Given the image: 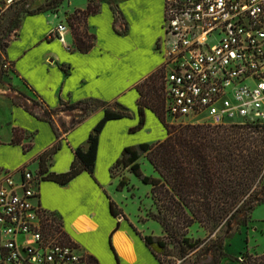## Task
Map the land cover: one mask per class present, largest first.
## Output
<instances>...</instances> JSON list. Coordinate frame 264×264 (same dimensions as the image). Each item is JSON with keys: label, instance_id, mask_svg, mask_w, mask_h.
<instances>
[{"label": "crops", "instance_id": "1", "mask_svg": "<svg viewBox=\"0 0 264 264\" xmlns=\"http://www.w3.org/2000/svg\"><path fill=\"white\" fill-rule=\"evenodd\" d=\"M117 1L116 21L111 4L105 1L100 3L98 13L87 18L96 39L86 53L69 49L73 44L69 30L63 33V40L58 37L55 29L62 22L60 12L42 11L22 17L17 34L6 47L13 69L9 81L16 91L0 88V179L7 170L25 168L36 174L39 155L58 140L61 145L49 159L48 170L67 171L73 150L88 147L89 134L104 115L103 109H97L71 127L80 110L59 112L54 116L60 132L57 137L48 121L14 104L12 98L18 92L41 102L38 105L25 99L26 105L40 114L46 108L59 107L60 99L73 103L94 97L125 105L131 117L108 120L98 136L93 176L83 171L64 185L40 180L38 195L32 201L59 216L74 245L85 257H95L99 264H161L138 233L157 235L161 229L148 233L135 224L134 216L122 205L126 196L117 188L119 180L112 175V167L124 147L153 143L167 136L165 127L150 109H145L143 127L129 132L139 120L136 84L163 65V52L157 43L164 35V0ZM87 3L88 0L75 9H83ZM65 11L73 12L68 8ZM14 128L24 134L21 143H11ZM23 144L30 147L24 150ZM111 201L121 210L118 216L111 213ZM251 218V228L242 226L227 240L224 250L229 256L220 264H244L241 257L247 250L264 252V242L260 246L261 242L249 237L252 229L264 234V217L253 219L252 213Z\"/></svg>", "mask_w": 264, "mask_h": 264}, {"label": "trees", "instance_id": "2", "mask_svg": "<svg viewBox=\"0 0 264 264\" xmlns=\"http://www.w3.org/2000/svg\"><path fill=\"white\" fill-rule=\"evenodd\" d=\"M111 8L116 21L117 6L111 5ZM99 9V3L88 0L85 8H77L66 15L73 38L70 50L86 53L95 45L96 36L90 32L87 18L98 13ZM45 10L42 7L26 9L22 6L13 11L6 25L0 17V33H4L0 36V66L3 71L7 70L3 67L5 63L13 70L6 56V47L11 39L5 40L4 36L17 34L23 16ZM114 28L116 29L115 25ZM135 87L139 92V120L129 132H136L143 127L145 109L153 111L167 131L163 140L124 147L112 167V175L114 168L127 167L142 183L151 186L154 210L149 213V217L159 223L164 235L138 233L161 264H220L223 258L229 256L224 250L227 240L234 237L242 226H248L253 209L264 203V187L259 188L264 178V125L168 123L165 117L162 67L143 78ZM25 99L42 105L23 92H18L12 101L38 119L48 121L57 137L60 132L55 126L54 116L61 110H80V114L73 118L71 127L97 109L104 111L103 117L89 134L88 147L84 149L79 146L73 150V159L67 171L55 173L48 170L49 159L60 148L59 140L39 155L36 175L41 180H51L62 185L83 171L93 176L98 136L104 124L111 119L131 117V112L125 105L94 97L73 103L60 99L59 107L46 108L43 114L27 106ZM23 135L22 131L14 128L11 143H21ZM29 147L30 144H23L24 150ZM142 155L153 166L157 176L142 172L139 163ZM125 185L126 181L122 178L117 188L121 189ZM110 210L114 216L121 213L113 201L110 202ZM44 212L52 221V230L60 233L62 241L74 244L60 228V217L53 212ZM194 224L205 231L204 237L189 235V229ZM111 248L113 249L112 244ZM178 260L180 262L177 263ZM242 262L264 264V252H245L242 254ZM86 264L99 262L88 255Z\"/></svg>", "mask_w": 264, "mask_h": 264}, {"label": "built area", "instance_id": "3", "mask_svg": "<svg viewBox=\"0 0 264 264\" xmlns=\"http://www.w3.org/2000/svg\"><path fill=\"white\" fill-rule=\"evenodd\" d=\"M15 1L0 0V13ZM163 8L157 46L166 113L211 125H264V0H164ZM55 31L63 40L68 27L60 22ZM40 180L25 168L1 174L0 264H86L33 203Z\"/></svg>", "mask_w": 264, "mask_h": 264}, {"label": "rangeland", "instance_id": "4", "mask_svg": "<svg viewBox=\"0 0 264 264\" xmlns=\"http://www.w3.org/2000/svg\"><path fill=\"white\" fill-rule=\"evenodd\" d=\"M87 0H17L12 5V7L5 9L0 13V17L2 18V23L6 25L5 23L9 20V17L13 13L15 9H18L20 7H24L26 9H36L38 7H42L43 9H46L45 11H51V12H60L59 17L62 22H65V24L68 27V30L70 31V27L68 25V21L66 18V15L71 13L68 11H65L66 8L70 9L71 11H74L75 8L78 5L85 4ZM102 1L108 2L111 5L117 6L118 10V1L117 0H95L97 3H101ZM4 33H0V36H3ZM14 37V34L11 33L9 36H4L5 40L12 39ZM6 71H3L0 67V88L1 89H8L11 91H16L12 84L9 81V78L11 77V71L10 68H6ZM70 110H61L60 112H68ZM165 117L168 123L170 124H178V123H201L197 122L196 119L193 117H185V118H177L172 117L165 113ZM139 163L141 170L146 175L156 176L157 173L154 172L153 166L149 163L145 155H142L139 158ZM114 176L118 178V180H121L122 178L125 179L126 185L119 189L124 191V196H126V199L122 201L123 207L130 213L134 219V222L137 226L143 227V230L146 232H152L153 230H160L161 227L159 223L155 222L149 217V213L154 210V204L153 200L151 198V186L146 185L142 183L127 167H116L113 170ZM156 173V174H155ZM264 187V178L262 182L260 183L259 188ZM253 219H258L259 217H264V203L257 205L253 211ZM253 221L251 220L247 225L248 227L253 226ZM264 223V222H263ZM60 227V225H59ZM146 227V228H145ZM63 229L62 227H60ZM64 231V230H63ZM251 235L249 237L252 239L251 241L256 240L257 242H261L263 245L264 242V234H261L260 232L252 229ZM205 231L199 227L197 224H194L189 229V235L193 237H204ZM157 235L163 236L164 233L161 229V232ZM254 242V241H253ZM249 253H261L258 252V250H247ZM180 262V260L177 261V263Z\"/></svg>", "mask_w": 264, "mask_h": 264}, {"label": "water", "instance_id": "5", "mask_svg": "<svg viewBox=\"0 0 264 264\" xmlns=\"http://www.w3.org/2000/svg\"><path fill=\"white\" fill-rule=\"evenodd\" d=\"M242 258V257H241Z\"/></svg>", "mask_w": 264, "mask_h": 264}]
</instances>
